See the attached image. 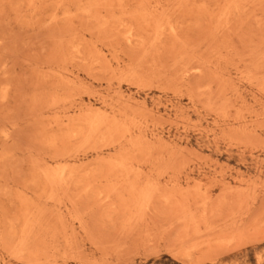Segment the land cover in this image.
Instances as JSON below:
<instances>
[{
  "label": "rangeland",
  "instance_id": "1",
  "mask_svg": "<svg viewBox=\"0 0 264 264\" xmlns=\"http://www.w3.org/2000/svg\"><path fill=\"white\" fill-rule=\"evenodd\" d=\"M0 264H264V0H0Z\"/></svg>",
  "mask_w": 264,
  "mask_h": 264
}]
</instances>
